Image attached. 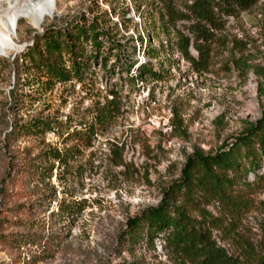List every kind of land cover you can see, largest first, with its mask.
I'll list each match as a JSON object with an SVG mask.
<instances>
[{"label":"rangeland","instance_id":"374dc122","mask_svg":"<svg viewBox=\"0 0 264 264\" xmlns=\"http://www.w3.org/2000/svg\"><path fill=\"white\" fill-rule=\"evenodd\" d=\"M184 1L174 5L181 9ZM159 7L156 0H55L39 28L19 18L15 47L0 52V264H175L160 237L133 238L126 221L160 201L190 153L214 152L261 117L264 0L222 17L200 71L175 48L173 29L187 32L161 23ZM79 21H95L124 43L123 56L110 55L104 66L85 58L80 80L53 84L19 58L26 47L42 51L44 32ZM144 43L157 56L147 57ZM81 46L90 51L88 40ZM188 53L197 56L191 46ZM61 61L67 65L63 54ZM145 61L160 78L127 80L128 64ZM109 91L118 114L88 145L19 127L45 119L71 131L111 98ZM263 168L264 159L255 171ZM243 179L248 201L239 213L231 217L223 205L198 198L191 215L215 218L212 238L241 264H264V178L255 182L248 172Z\"/></svg>","mask_w":264,"mask_h":264},{"label":"trees","instance_id":"16d2710c","mask_svg":"<svg viewBox=\"0 0 264 264\" xmlns=\"http://www.w3.org/2000/svg\"><path fill=\"white\" fill-rule=\"evenodd\" d=\"M255 1L185 0L179 9L174 5L175 0H156L161 10V23L171 28L178 23L179 28L187 32V35H183L179 29L174 28V44L195 71L207 68L209 48L215 41L216 32L222 28V17L246 10ZM95 21L87 24L74 22L62 30L44 32L40 36L42 51L36 46L26 47L19 58L46 77L45 81L49 84L67 81L70 77L80 80L82 71L86 68L85 58H99L104 66L110 55H114V60L118 61L125 52L124 43L110 39L103 29H97ZM100 36H105V40H101ZM138 39L142 46V38ZM87 40L90 51L84 53L81 44ZM189 46L196 51L195 58L189 55ZM143 52L149 58L157 56L155 49L146 43ZM61 54L65 55L67 65L61 61ZM133 65L135 62H130L124 69L128 73L133 67V72L126 75L127 80L160 78V74L152 69L149 61ZM109 93L110 99L90 108V120L77 121L71 131L63 130L59 125L54 126L45 119H35L19 127L33 134L44 131L65 134L70 139L88 145L95 134L102 132L118 114L116 93ZM51 157L55 161L62 160L61 153L57 151L51 153ZM263 159L264 110L257 121L249 124L228 144L221 145L214 152L190 153L180 169L178 178L163 192L160 201L127 219V234L134 238L135 233H144L149 241L160 237L164 248L174 256L175 264H241L212 238L210 227H217L219 222L213 217L206 219L205 211L196 216L191 215V212L196 209L197 199L201 198L205 204L215 201L223 205L231 217L239 213L241 208L246 207L248 200L244 191L249 187L244 179L239 181L240 177L243 178L248 172H252L255 182L263 179L264 168L261 174L255 171Z\"/></svg>","mask_w":264,"mask_h":264},{"label":"bare ground","instance_id":"6f19581e","mask_svg":"<svg viewBox=\"0 0 264 264\" xmlns=\"http://www.w3.org/2000/svg\"><path fill=\"white\" fill-rule=\"evenodd\" d=\"M0 2V52L15 47L13 36L16 35L19 18H26L33 26L39 28L55 10V0H0Z\"/></svg>","mask_w":264,"mask_h":264}]
</instances>
